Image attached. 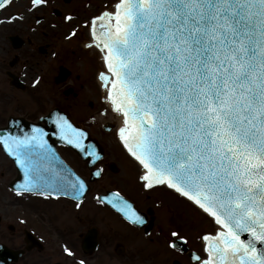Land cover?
Here are the masks:
<instances>
[{
	"label": "snow or ice",
	"instance_id": "1",
	"mask_svg": "<svg viewBox=\"0 0 264 264\" xmlns=\"http://www.w3.org/2000/svg\"><path fill=\"white\" fill-rule=\"evenodd\" d=\"M85 25L84 47L99 50L103 66L96 74L103 112L120 120L116 136L142 188L170 190L216 226L197 237L204 256L191 259L264 264V0H115ZM49 115L54 135L83 148L79 127ZM47 135L37 126L0 130V148L22 173L15 194L81 198L85 181L59 161ZM99 202L144 223L119 192ZM171 237L169 248L186 242Z\"/></svg>",
	"mask_w": 264,
	"mask_h": 264
},
{
	"label": "flooded vegetation",
	"instance_id": "2",
	"mask_svg": "<svg viewBox=\"0 0 264 264\" xmlns=\"http://www.w3.org/2000/svg\"><path fill=\"white\" fill-rule=\"evenodd\" d=\"M12 1H9V5L0 8V14L5 7L10 6ZM47 5L48 1L45 6L24 9L27 12H32L33 9L38 10ZM52 13L54 14V12ZM31 16V14L21 12L18 17L16 14H11L9 20L0 18V38L2 37L1 33L10 27L9 24L13 23L12 18H18V23H14V28L19 29L18 34L11 32L5 36L8 49L5 47L6 43L0 41V66L6 62L9 66V69L3 70L5 79L3 80L0 76V84L2 81L5 82L11 91V93L9 91L6 93L0 85V102H2V98L8 101L14 98L15 90L26 92L27 96L24 101L26 102V97L33 93L34 87L40 81L41 83L48 82L47 66L56 70L52 75L50 87L57 88V101H54L55 104L52 103L48 108H44L40 104L35 107L28 106V102L15 107L14 101V111L7 116L4 123L0 122V128L4 127L9 119L16 122L18 118H21L44 129L45 132H54L55 126L52 123V118L49 120V125L43 118L50 116V112L57 111L64 114L74 127L85 130L89 138L96 139L101 148V155L90 167L88 161L94 158L93 156L86 153L89 159H83L74 147L58 142L59 137L55 135H47L46 139L54 149L59 161L85 181L87 190L79 199H73L71 195L45 198L35 193L21 196L15 194L16 185L13 183L18 179L22 180V173L14 164L13 158L6 155L0 148V153L2 152L7 160V165L4 168L0 161V264H79L80 261H83V264H144V262L157 264L160 262L157 255H142L140 234L145 238L143 239L144 246L151 244L160 252L169 251L175 256H179L183 264H196L188 254L196 253L204 256L202 242L197 239L196 233L185 235L186 242L184 241L182 244L184 247H188V251H182L181 247L177 246L175 248L168 247V241L172 239L171 233L176 232V224L170 221L168 215L169 208L174 201L167 194L162 193L160 196L158 191L143 189L141 182L138 181L137 167L116 136V129L119 125H117L115 114L110 110L103 112L107 105L100 97L102 90L96 78L99 70L95 68V60L89 63L91 66H89L87 76L78 83V87L85 88L84 93H88V96H85L84 93L80 94L78 89L68 85L71 72L60 62L67 61L68 56L73 55V58H76L75 62L82 64L84 55L76 52V49L80 50V46L84 47L86 43L82 45L81 37L77 38L79 31H76V37L68 36L69 31L72 30L62 24L59 28L62 31L61 39L56 44L44 30L46 17L33 15L31 19ZM69 17L71 19L64 22L73 19L72 16ZM52 26L56 27V25ZM91 51L98 52L93 47ZM35 54L44 57L42 58L44 64L42 70L46 66V72L45 76H38L35 79L36 82L39 81L36 85L32 83L29 86L25 77L28 76L26 73L33 76L31 69L33 60L36 61L33 59ZM7 55L9 60L6 61ZM48 57L50 62H46ZM61 69L68 72L63 80H60ZM37 75V73L34 74V76ZM75 76L80 78L78 74ZM79 95L82 100L80 107L77 104L75 110L67 99L70 96L72 99L69 100L71 101L77 99ZM99 97V105L91 111L93 102L98 101ZM49 99L53 100L52 97ZM72 108L78 113L73 114ZM92 112H100L108 117L102 119L99 127L86 125V123L94 122L91 118ZM81 116L83 117L81 118ZM20 128L24 131L31 129V127ZM105 134H108L109 137L108 145L102 142ZM98 169L100 175L95 177L92 173ZM112 192H119L121 197L132 204L134 210L144 220L141 226L140 224H130L111 205L99 202L101 197ZM77 204L80 206L76 207ZM195 210L199 220L191 221L206 223L203 214L198 209L195 208ZM186 227L189 229L188 219ZM149 234L152 236L148 237ZM65 247L71 251L72 255L64 252ZM160 258L163 259L164 256ZM168 260L166 257L163 262H168ZM174 261L177 260L173 259L172 264H181Z\"/></svg>",
	"mask_w": 264,
	"mask_h": 264
},
{
	"label": "rangeland",
	"instance_id": "3",
	"mask_svg": "<svg viewBox=\"0 0 264 264\" xmlns=\"http://www.w3.org/2000/svg\"><path fill=\"white\" fill-rule=\"evenodd\" d=\"M48 1V5L45 8H41V9H33L32 12H27L25 11L26 8H31L32 5L30 3V0H13L12 3H10V6H7L4 8V10L2 11V13L0 14V18H5L7 20L11 19L10 15L11 14H16V16L18 17V15L22 12H25L27 14H31L33 15H41L46 17V23L45 26L46 28H44L45 31L48 32V34L50 35V37L52 38V41H54L56 44H58V41L61 39V30H59V28H61V25L63 24L64 27H66L67 29H71V30H75V31H79V34L77 36V38L81 37V40H83V42H81V44L87 43L89 42V37H88V33L87 31L89 30V27L87 25H85V21L89 20L92 16L94 15H98L102 10H105V8L111 10L112 5L115 3V0H47ZM57 3H54L56 2ZM67 1V2H66ZM52 3V4H51ZM25 8V9H24ZM54 10H56L58 12V14H55ZM54 12V14L52 13ZM58 15V16H56ZM65 15H69L72 16V20L69 22H64V16ZM31 16V19H32ZM30 19V20H31ZM13 23L9 24V26L7 29H5L4 32L1 33L2 37L0 38L1 43H6V38L5 36L8 33H17L19 29L14 28V23L18 21V18H12ZM18 23V22H17ZM59 24V25H58ZM52 25H56V27L52 26ZM76 37V35H75ZM74 38V37H73ZM74 40V39H73ZM75 42V41H74ZM8 43V42H7ZM7 43H6V48L7 47ZM80 50L76 49V52H80L82 55H84V59L81 63L75 62L76 58H73V55H69L68 56V60L67 61H61L60 64L63 65L64 67L68 68V70L71 72L70 74V81L68 83L69 86H73L75 89H78V91L81 93H84L85 88H80L78 87V83L83 81V78H85L87 75V71L89 72V63L92 62L93 60H95V68L96 70H103L102 67V63L99 59L100 55L98 52L91 51V48H84L82 46H80ZM10 54V52H9ZM8 56V55H7ZM11 57V54L9 55ZM9 56L8 58H5V60H9ZM47 56L45 55V58ZM82 57V58H83ZM42 57L40 54H35V57L33 59V65H32V74H28L26 73L28 76L25 77L26 81L29 82V86L30 84L33 83V81H36L35 79H37L38 76L42 77L45 76V72H46V66L44 67V69L42 70L44 64L42 63ZM86 58V60H85ZM49 57L46 59V62H50L48 61ZM72 60V61H71ZM35 65V66H34ZM88 66V68H87ZM48 68V82H44V83H35V87H34V91L33 93H30V95H28L29 97H26V102H28L29 104H27L28 106H37V105H42L44 106V108H48L51 106V104H55L54 101H57V97H56V92H57V88H52L51 86V79H52V75L55 74L56 70H54V68L47 66ZM4 69H9V66L6 64H1L0 66V76L1 78H3V80L5 79L4 77V73L3 70ZM38 74L37 76H34V74ZM78 74L80 78H77L75 75ZM68 77V78H69ZM2 89H4L7 93V91H9L11 93V91L7 88L8 86L5 84V82L2 81V83L0 84ZM46 85V86H45ZM53 86V85H52ZM10 87V86H9ZM16 92V95L14 96V98H12L10 101H8L7 99H1L2 102H0V115H1V123L5 122V119L7 118L8 115H10L13 111L14 108L23 104H26L25 101V96L26 92L24 91H14ZM85 94V93H84ZM61 96V93H60ZM80 96V95H79ZM77 97V99L74 100H69L72 99L69 96V99H67V101L69 103H71V106L76 110L77 108V104L80 107V101L81 96ZM85 96H88V93L85 94ZM50 97L53 98V100L49 99ZM101 97V95H100ZM100 97L98 98V101H94L93 102V108L91 111H93L94 109L97 108V105H99V101H100ZM84 98V97H82ZM14 101L16 103L15 107L13 106ZM14 107V108H13ZM72 108V111H74ZM78 113L77 111H74L73 114ZM87 114V113H86ZM85 115V113H84ZM83 116H81L82 118ZM108 115H102L100 114V112H92L91 118H93L94 122H89L86 123V125H91V126H100L102 119L104 120L105 118H107ZM112 134V133H111ZM108 134H105V137H103L102 142L106 143V145H108ZM0 161L2 164V167L4 168V166L7 165V160L5 155L1 152L0 153ZM155 191H158L159 195L162 196L161 194H167V196H169L171 198L172 201H174V203L172 202L171 207L169 208V212L168 215L170 217V221L174 222V224H176V232L178 233V236H183L185 237V235L188 233L189 234H194L196 233L198 236L203 233L204 231H214L215 230V225L210 223V222H206L203 224L202 221H191V220H199L198 218V214L195 210V207L193 205H191L189 202H187L186 200H184L183 198L179 197L178 195L174 194L173 192H171L170 190H167L165 188H155L153 189ZM188 219V225H189V229L188 227H186V221ZM195 223V224H194ZM199 225H201V228H199ZM152 234H149L148 237H151ZM190 236V235H189ZM143 238L142 235L140 234V250H142V255L143 256H149V255H157L158 260L160 262H158L157 264H172V260L175 259L177 260L178 263L183 264L182 260L179 258V256H175L173 253H170L169 251H167L166 253L164 252H160L158 250H156L154 247H152L151 244H149V246H144V242H143ZM144 248L142 249L141 248ZM151 250V251H143V250ZM154 250V251H152ZM198 250L200 251L199 247ZM164 256V258H168V262H163V259H161L160 257ZM144 264H151L149 262H144Z\"/></svg>",
	"mask_w": 264,
	"mask_h": 264
},
{
	"label": "water",
	"instance_id": "4",
	"mask_svg": "<svg viewBox=\"0 0 264 264\" xmlns=\"http://www.w3.org/2000/svg\"><path fill=\"white\" fill-rule=\"evenodd\" d=\"M0 3H2V0H0ZM67 75H68V72H66L64 69H61V71H60V77H61L60 80H63ZM52 112H57V111H52ZM50 118H51L50 116H47V117H44L43 118V120L46 122L47 125H49L48 123H49ZM13 121H15V120L9 119L7 126L4 127V128H1L0 130L5 129V128L12 129V128H20V127H25V128L31 127L32 128L33 126H37L35 124L28 123L25 120L20 119V118L17 119V121H16L17 123H13ZM82 131L85 133V135L83 137V148H76V147H74L72 145H70V146L74 147L81 154V157L83 159L88 158V156L86 155V153H89L90 151H95L96 156L94 158L90 159L92 161V163L91 164L88 163L89 166H92L95 163V161L100 157V155H101V148L98 146V144H97V142L95 140H93V139H91V138L88 137V135H87V133H86L85 130H82ZM46 133L48 135H50V134L54 135L53 134L54 132H50L49 131V132H46ZM56 137H58V136H56ZM57 141L60 142V143H64L60 138H58ZM20 183H22V180H19L18 179L13 184H15L16 187H17ZM86 190H87V185H86ZM104 197L105 196H103L101 198H104ZM140 226H141V224H140ZM147 232H148V230H147ZM242 238H247V235L246 234H243L242 235ZM182 243H183V241L177 240L176 241L177 247H181V249L183 251H187V247H184ZM189 255L191 256V253H189ZM175 263H178V262L175 261Z\"/></svg>",
	"mask_w": 264,
	"mask_h": 264
},
{
	"label": "bare ground",
	"instance_id": "5",
	"mask_svg": "<svg viewBox=\"0 0 264 264\" xmlns=\"http://www.w3.org/2000/svg\"><path fill=\"white\" fill-rule=\"evenodd\" d=\"M87 33H88V37H89V31H87ZM90 38V37H89ZM94 48V47H93ZM98 52H99V50H98ZM99 55H100V53H99ZM115 119H116V122H117V125H119L120 124V120L117 118V117H115Z\"/></svg>",
	"mask_w": 264,
	"mask_h": 264
}]
</instances>
